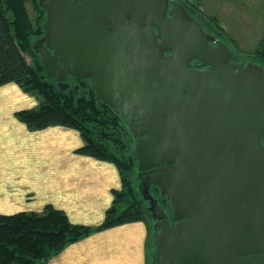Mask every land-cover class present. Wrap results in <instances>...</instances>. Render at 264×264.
<instances>
[{
    "label": "water",
    "instance_id": "obj_1",
    "mask_svg": "<svg viewBox=\"0 0 264 264\" xmlns=\"http://www.w3.org/2000/svg\"><path fill=\"white\" fill-rule=\"evenodd\" d=\"M39 6L46 76L89 80L133 136L152 264H264V66L231 61L176 0Z\"/></svg>",
    "mask_w": 264,
    "mask_h": 264
},
{
    "label": "trees",
    "instance_id": "obj_2",
    "mask_svg": "<svg viewBox=\"0 0 264 264\" xmlns=\"http://www.w3.org/2000/svg\"><path fill=\"white\" fill-rule=\"evenodd\" d=\"M40 17L32 24L25 0H0V86L15 83L38 101L33 108L15 111L14 116L30 130L53 125L75 129L82 139L76 152L113 163L120 175L121 188L112 190V203L102 222L94 226L72 223L62 210L51 205H46L40 213L21 211L0 215V264H45L66 245L124 223L144 221L148 230L143 208L147 202L134 185L138 179L134 174L137 163L133 143L131 147L124 139L127 133L133 139L130 130L119 115L98 99L89 80L74 79L66 89L60 90L56 80L46 76L34 47L35 36L42 32L43 17ZM195 17L209 32L215 33L214 25ZM218 34L216 38L231 49ZM27 53L33 57L32 63L27 61ZM252 62L264 66V39ZM74 85H78L76 91ZM127 189L130 199H123ZM150 191L153 196H159L153 193H158L155 187ZM116 201H122L123 208L119 211L114 210Z\"/></svg>",
    "mask_w": 264,
    "mask_h": 264
},
{
    "label": "crops",
    "instance_id": "obj_3",
    "mask_svg": "<svg viewBox=\"0 0 264 264\" xmlns=\"http://www.w3.org/2000/svg\"><path fill=\"white\" fill-rule=\"evenodd\" d=\"M34 98L15 83L0 86V215L51 205L72 223L100 224L112 190L121 188L118 169L77 153L82 139L75 129H28L14 112L35 107ZM146 240V222L124 223L66 245L45 264H146Z\"/></svg>",
    "mask_w": 264,
    "mask_h": 264
},
{
    "label": "rangeland",
    "instance_id": "obj_4",
    "mask_svg": "<svg viewBox=\"0 0 264 264\" xmlns=\"http://www.w3.org/2000/svg\"><path fill=\"white\" fill-rule=\"evenodd\" d=\"M184 6L191 10L194 16H198L202 21L214 25L216 34L227 40L234 55L244 61L256 60L257 51L262 47L264 39V0H179ZM28 17L32 24L43 17L38 0H25ZM43 21V19H42ZM211 33V32H210ZM42 32L40 33V35ZM40 35H36L37 40ZM216 36V35H215ZM221 40V39H220ZM28 62L32 63L33 57L26 54ZM73 83V80H66ZM35 99V98H34ZM36 100V99H35ZM35 106V105H33ZM126 142L132 147L133 139L129 133L124 136ZM113 151L115 149L112 148ZM137 167V165H136ZM137 175V170L134 172ZM138 179V178H137ZM139 180L134 185H138ZM124 194L123 199H130L129 190ZM154 195L158 193L153 192ZM155 197V196H154ZM163 208L166 207L165 200L157 196ZM143 198V197H142ZM143 205L144 216L148 223L146 240V264H152L151 254L153 251L152 225L155 220L148 210V201ZM125 204V203H123ZM120 205V206H119ZM114 210L123 208L122 201L115 202ZM114 211V212H115ZM114 214V213H113Z\"/></svg>",
    "mask_w": 264,
    "mask_h": 264
},
{
    "label": "flooded vegetation",
    "instance_id": "obj_5",
    "mask_svg": "<svg viewBox=\"0 0 264 264\" xmlns=\"http://www.w3.org/2000/svg\"><path fill=\"white\" fill-rule=\"evenodd\" d=\"M42 1V0H41ZM44 1V0H43ZM168 1V4H170L173 0H167ZM176 1H178V2H180L181 3V1H179V0H176ZM40 2V0H38V3ZM182 4V3H181ZM183 6H184V4H182ZM41 8V11H42V14H43V21H44V19H45V11H44V9H42V7H40ZM184 8L186 9V11L194 18V19H196L201 25H202V29H203V31L205 32V33H208V34H211L212 36H214V38L216 39V36L214 35V34H212V33H210L204 26H203V24H202V22L201 21H199L192 13H191V11L186 7V6H184ZM43 21H42V23H43ZM41 26H42V24H41ZM43 33V32H42ZM42 35V34H41ZM40 35V36H41ZM213 42L214 41H212L211 42V44H213ZM231 61H233V62H241V63H244V64H246V63H248V62H252V61H244L243 59H240V58H238V57H236L235 55H234V53H233V58L231 59ZM254 63V62H253ZM257 64V63H256ZM260 65V64H259ZM192 66L193 67H195V68H198V69H204L205 68V66H202L201 65V63H199L198 61H193L192 62ZM70 80H74L73 78H70ZM163 199V198H162ZM164 200V199H163ZM165 204H166V200H165ZM165 209V211H166V209H167V207H165L164 208Z\"/></svg>",
    "mask_w": 264,
    "mask_h": 264
}]
</instances>
